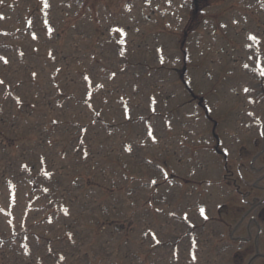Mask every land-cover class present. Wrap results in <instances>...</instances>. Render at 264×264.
<instances>
[{"label": "rangeland", "instance_id": "rangeland-1", "mask_svg": "<svg viewBox=\"0 0 264 264\" xmlns=\"http://www.w3.org/2000/svg\"><path fill=\"white\" fill-rule=\"evenodd\" d=\"M189 1L0 0V264H264V0Z\"/></svg>", "mask_w": 264, "mask_h": 264}, {"label": "snow or ice", "instance_id": "snow-or-ice-1", "mask_svg": "<svg viewBox=\"0 0 264 264\" xmlns=\"http://www.w3.org/2000/svg\"><path fill=\"white\" fill-rule=\"evenodd\" d=\"M202 211V210H201Z\"/></svg>", "mask_w": 264, "mask_h": 264}]
</instances>
